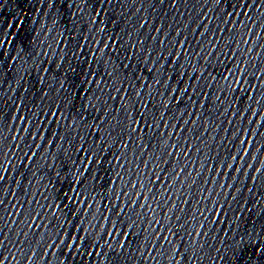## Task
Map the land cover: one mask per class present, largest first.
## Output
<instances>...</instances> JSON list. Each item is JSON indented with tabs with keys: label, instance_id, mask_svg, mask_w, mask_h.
I'll list each match as a JSON object with an SVG mask.
<instances>
[{
	"label": "snow or ice",
	"instance_id": "snow-or-ice-1",
	"mask_svg": "<svg viewBox=\"0 0 264 264\" xmlns=\"http://www.w3.org/2000/svg\"><path fill=\"white\" fill-rule=\"evenodd\" d=\"M246 7H249V6H251L250 4L249 5H245ZM186 91V90H185ZM34 155V154H33ZM4 179V177L3 176H0V180H3ZM79 230V229H78ZM109 235H111V233H109ZM70 243H65V246L67 247V248H69V249H72V248H74V247H78V245L79 244H83V243H85L86 241L84 240V238L83 237H76V236H71L70 238ZM62 243H64L63 241H62ZM54 246V245H53ZM258 247V246H257ZM87 255H89V256H93V255H95V253H93V252H91V251H89L88 253H87ZM5 257L3 256V254L2 253H0V264H4V261H5Z\"/></svg>",
	"mask_w": 264,
	"mask_h": 264
}]
</instances>
